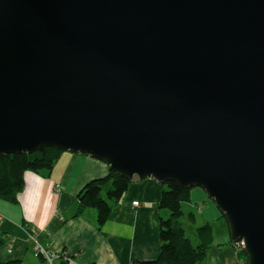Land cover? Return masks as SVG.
I'll list each match as a JSON object with an SVG mask.
<instances>
[{"label":"water","instance_id":"1","mask_svg":"<svg viewBox=\"0 0 264 264\" xmlns=\"http://www.w3.org/2000/svg\"><path fill=\"white\" fill-rule=\"evenodd\" d=\"M43 146L201 186L264 264V0H0V154Z\"/></svg>","mask_w":264,"mask_h":264},{"label":"crops","instance_id":"2","mask_svg":"<svg viewBox=\"0 0 264 264\" xmlns=\"http://www.w3.org/2000/svg\"><path fill=\"white\" fill-rule=\"evenodd\" d=\"M108 170L103 160L81 152L64 151L49 176L25 171L24 188L17 202L0 197V236L5 240L0 246V262L20 260L25 264L29 259L36 264L43 260L32 253L27 238L31 228L36 229L40 242L54 252H64L65 259L72 258L64 263L58 259L56 264H141L157 258L159 217L163 213L158 202L163 185L155 178H134L101 226L92 208L76 215L81 187L91 179L106 175ZM190 199L205 202L199 212L205 222L219 218V211L204 190L192 188ZM134 200H139L138 206L133 205ZM229 240L227 232L214 239L198 264H244ZM9 242L12 251L8 248Z\"/></svg>","mask_w":264,"mask_h":264},{"label":"trees","instance_id":"3","mask_svg":"<svg viewBox=\"0 0 264 264\" xmlns=\"http://www.w3.org/2000/svg\"><path fill=\"white\" fill-rule=\"evenodd\" d=\"M63 152L64 150L55 146H43L33 152L0 154V197L17 202L18 194L24 188L25 171L29 170L43 177L49 176ZM132 181L133 179L112 169L102 177L87 181L77 194L76 215L87 208H92L96 211L98 226L103 225L110 216L113 204L123 197ZM160 183L163 185L158 202L163 211L159 217L160 251L157 258L143 261L141 264H198L214 244L213 226L208 221L198 226L196 228L198 241L193 244L181 222L185 214L192 222L196 219L193 212L185 213L183 210V203L190 200L192 187H183L176 181ZM219 219L226 226L225 233H229L230 229L223 212ZM4 242V238L0 236V246ZM228 242L233 243L231 240ZM233 245L235 247V243ZM239 253L246 259L244 250ZM0 264H21V261L9 260Z\"/></svg>","mask_w":264,"mask_h":264},{"label":"rangeland","instance_id":"4","mask_svg":"<svg viewBox=\"0 0 264 264\" xmlns=\"http://www.w3.org/2000/svg\"><path fill=\"white\" fill-rule=\"evenodd\" d=\"M108 169H110L109 168V165H108ZM148 177H152V176H148ZM56 187H60V186L59 185H56ZM200 189L202 190V188H200ZM208 199L211 202L213 201L209 197H208ZM134 201H137L138 202V200H134ZM134 201H133V203H136ZM187 204H189V205L187 206ZM204 207H205V203L204 202H199V201L198 202H190L189 201V202H184L183 203V210H184V212L185 213H188V212L191 211V212H193L195 214V218H196L195 221H193V222L188 219V217H187L186 214L183 215L182 218H181L182 225L185 228L187 235L192 240L193 244H196L197 241H198L197 234H196V228L198 226H200V225H202V224L205 223V221L203 220V217L199 214L200 210L202 208H204ZM88 209H90V208H88ZM216 209L218 210L217 207H216ZM209 222L213 226L214 238L217 239L219 237H222V235L227 230L224 222L221 219H219V218L218 219H214V220H210ZM27 238H28L29 243L31 244L32 253L34 255H36L38 253L39 255L37 257L42 256L41 258H43V260H44V261L43 260L42 261H39L38 260L36 264H56L57 263L56 261L58 259H60L64 263V262L70 261L72 259L71 256H68L67 259H65L62 256L54 258L53 256L55 254L52 253L54 251L51 250V248L48 245L40 242L36 238V231H34L32 229L29 230L28 235H27ZM44 255H49V257L46 258V257H44ZM25 264H33V263H31L29 261V259H28V261Z\"/></svg>","mask_w":264,"mask_h":264},{"label":"bare ground","instance_id":"5","mask_svg":"<svg viewBox=\"0 0 264 264\" xmlns=\"http://www.w3.org/2000/svg\"><path fill=\"white\" fill-rule=\"evenodd\" d=\"M139 178V179H143V178H145V177H148V176H144L143 178H140L138 175H136V174H134V176L131 178V179H133L134 180V178ZM136 178V179H137ZM162 182V181H161ZM202 188L201 186H192V188ZM163 189V188H162ZM192 190V189H191ZM202 190H203V188H202ZM204 192H205V194H206V196H207V198L209 197V198H211L210 196H209V194L204 190ZM17 199H18V197H17ZM212 200H213V198H211ZM191 200V199H190ZM189 200V201H190ZM214 201V200H213ZM190 202H192V200L190 201ZM194 202V201H193ZM133 203V202H132ZM139 200H138V203L137 204H134L133 203V205L134 206H138L139 205ZM205 203V202H204ZM215 203V202H214ZM215 205H216V203H215ZM216 207H217V205H216ZM218 208V207H217ZM218 211H219V215L221 214V211H220V209L218 208ZM32 230H34V231H36V229H34V228H31ZM229 236H230V232H229ZM230 240L232 241V239H231V237H230ZM8 248H9V250L10 251H12L13 250V247H12V244L9 242L8 243ZM235 249H236V252H237V254H238V256H239V258H240V260L244 263V264H246V263H248V254H247V252H246V250H245V244H244V241H243V239H239V241L238 242H235ZM241 250H244L245 251V253H246V259L244 258V256H242L243 254H240L239 253V251H241ZM54 258H56V257H60V256H62V257H66V254L64 253V252H54ZM77 255V254H76ZM44 257H49V255H44ZM246 260H247V262H246Z\"/></svg>","mask_w":264,"mask_h":264},{"label":"built area","instance_id":"6","mask_svg":"<svg viewBox=\"0 0 264 264\" xmlns=\"http://www.w3.org/2000/svg\"><path fill=\"white\" fill-rule=\"evenodd\" d=\"M134 202H136V203H134V204H137V203H138L137 201H134ZM52 253L54 254V252H52ZM37 254H38V253H37ZM37 254H36V255H37ZM42 254H43V253H42Z\"/></svg>","mask_w":264,"mask_h":264}]
</instances>
